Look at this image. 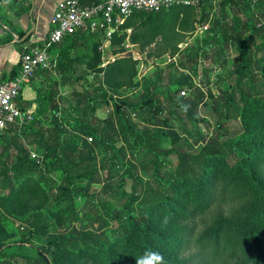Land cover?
<instances>
[{
  "label": "trees",
  "instance_id": "1",
  "mask_svg": "<svg viewBox=\"0 0 264 264\" xmlns=\"http://www.w3.org/2000/svg\"><path fill=\"white\" fill-rule=\"evenodd\" d=\"M211 1L222 9L221 17L213 22L211 39L215 45L210 39L201 46L185 49L188 53L180 61L182 66L187 67L190 61L197 63L202 55L212 58L210 51L215 54L227 49L228 41L220 44L224 31L221 26L233 29V21H237L243 30H252L242 42L244 52L235 59L236 74L228 87L218 95L207 87L216 111L213 121L199 113L206 97L200 87L196 88L195 95L180 98L176 97L180 88L176 94L168 90L173 82L159 85L166 93L165 99L156 91L141 101L119 95L121 87L133 84L135 62L122 57L101 67L98 37L104 39L102 31L83 29L65 39L68 45L58 54L59 60L55 63L53 58L56 71L74 76L77 65L81 64V56L76 53L81 41L93 43L95 40L92 56L83 59L87 60L88 68L104 72L103 82L111 89L99 81L91 85L92 90L74 91L72 99H66L74 113L72 123L59 117L61 103L42 93L43 83L33 87L36 98L20 99L22 108L36 106L37 113L29 124L13 125L0 135V144L4 143L0 162L12 146L18 149L12 175L0 167V234L6 230L5 223L11 213L9 204L18 200V196L26 198L27 191L38 194L40 190L35 188L48 187L46 193L55 200L50 203L52 214L68 213L71 218L86 219L87 226L73 221L70 228L51 233L49 215L33 210L26 217L27 231L34 237L45 236V244L38 255L17 253L5 259L3 255L0 264H75L78 261L80 264H136L148 252L162 254L165 264H264V27L260 24L256 28L257 23L253 22L255 18L257 22L264 18V0H207L199 6L176 5L159 12L138 11L112 34L110 48L115 53L130 52L126 45L133 42L145 49L160 34L167 46L176 44L174 53L181 51L177 45L182 39L171 40L166 34L170 20L178 19L181 13L188 15L189 10L204 9ZM240 4L250 17L241 16ZM31 7L24 0L16 16L28 13ZM187 18L183 17L185 24ZM174 35L181 37L182 34ZM20 68L21 62L11 78ZM44 72L50 74L47 69ZM82 79L85 81L86 77ZM191 79L187 74L178 84L186 85ZM156 87L154 83L153 88ZM110 91L115 117L101 119L96 116L95 95L109 103ZM49 93L53 96L52 90ZM44 109L53 113L49 126L22 137L21 131L33 122L44 124L42 114L47 115ZM143 109L152 114L155 123L143 126L131 121L130 113L137 115ZM196 120L204 122L210 133L199 131L198 138H194L186 124ZM235 123L239 132H230V126ZM88 137L92 141H87ZM164 137L171 139V147H162ZM25 139L42 150L41 160L31 158L30 144ZM116 142H122V146L117 148ZM98 146L104 152L100 160ZM113 157L119 160L113 168L122 172L115 177L110 173L105 176L103 171L106 172L107 164L112 165ZM42 158L46 159L45 163ZM78 180H87V185L78 186ZM110 181L116 185L109 194L120 205L114 209L106 207L110 199L104 197L98 201L102 191L90 190L93 184ZM76 196L85 198L81 208L76 207Z\"/></svg>",
  "mask_w": 264,
  "mask_h": 264
},
{
  "label": "rangeland",
  "instance_id": "2",
  "mask_svg": "<svg viewBox=\"0 0 264 264\" xmlns=\"http://www.w3.org/2000/svg\"><path fill=\"white\" fill-rule=\"evenodd\" d=\"M22 2L23 0H0V37L3 38L4 36H6L7 38H9L5 40V42L7 43H9L12 38L22 35L20 30H18V28L16 27L17 24L15 22L17 17L15 13L22 5ZM258 4L261 5L260 2ZM54 7L49 0L44 2L41 13L39 14V18L37 20H32V27H34L33 32L29 36H27L22 43L29 42L30 40H34L36 43H40L41 41H43V38L47 33V29L50 27V17L52 15ZM214 7H216L217 9H213ZM242 8L244 9V5L240 4L241 16L244 14L245 16H247L246 10L244 9L242 11ZM189 11L190 13L186 16L181 13L178 19H171L168 27L165 30L167 36H170L168 38H170L171 40L179 38L182 39L181 43L177 45L178 49H180L181 51H176L174 53L173 49L176 44H170L167 46V44L161 40L147 53H143L136 48H130L127 43L126 46L130 50V52L115 53L114 49L108 48L106 50V53L102 54L100 65L101 67H106L109 62H112L117 58H131L135 62L134 66L136 71V74H134L133 77V84L131 86L124 85L118 90V93L122 97L128 96L135 100L141 101L142 97L148 95L152 91H156L161 99H165L166 93L164 89L160 87L171 84L172 82L174 84L171 85L168 90L170 92L175 91L174 93L176 94L177 90L180 88V93L176 94L177 98L193 96L196 93V88L200 87L205 93L206 97L202 105H200L199 113L201 117H205L213 121L215 119L216 111L207 87L211 89V92L214 95H218L221 89H226L228 87L230 81L234 79L236 74L237 67L235 64V59L237 57H240L244 52L242 42L244 38L251 33L252 30H243L241 27V23L233 21V18L229 17V20H232L234 22L233 25H235V27L233 29H224L221 26L222 30L224 31L220 35V44L224 45L225 41H228L229 45L227 49L223 53L215 54H213L212 51L209 52L208 50V52L211 53L212 58H207L205 55H202L198 57L200 59V62L199 59L197 63H194V61H190L187 67H185L180 64V61L185 59V56L188 53L187 51H185V49H191V47L196 48L197 46H201L206 42L208 43L213 34V22L216 18L221 17L222 13L220 5L218 3L215 4L214 1L209 2L204 9H193ZM32 12L33 6L29 9V14L32 15ZM183 17H188V22L186 24L184 23ZM11 19L14 21V23L9 24L8 22H11ZM200 19H202L203 22H200ZM257 19L258 18L253 19V22L257 23L256 28L260 27L261 25H263L264 27V18H262V20L259 22H257ZM195 21L197 22L196 24ZM4 23L8 24L9 26H5ZM188 23L189 27L187 26ZM206 26L208 28H205ZM184 27H186L185 32L182 31ZM178 32L179 34H182L181 37L174 35ZM27 33L28 32H26L25 35H27ZM237 34H241V37L237 36ZM258 40H260V38H258ZM94 42L95 40L93 41V43ZM98 42L100 46V44L103 42L101 37H98ZM210 42L214 43L212 39L210 40ZM93 43L92 41H90L88 45L77 49L76 53L81 56V64L77 65V72L74 76L69 77V74L67 72L60 73L58 70L56 71L55 66H53V70L48 68L40 69L30 82L32 88H35L40 83H43V85L41 86L42 93H45L47 95L49 94L48 96L53 100L56 99L60 101L61 110L60 114L58 115L59 117H62V119H66V123L74 122V113L69 107V104L67 105L66 102V99H72L74 91H83L84 89L92 90L91 85L97 84L99 81L106 89H111L108 86L107 82H103L104 72H96L95 70L87 67L86 61L93 54ZM67 45V42L64 41L57 47L52 48V54L56 59L54 60L55 63L59 60V58H57L58 54ZM213 45H215V43ZM83 57H85L87 60L83 59ZM45 69H47L50 74L45 75ZM187 74L192 78L191 81L186 85H179L178 80ZM82 77H86V80L84 81ZM54 82H57V85L54 86ZM154 83H156V88L158 89L153 88ZM50 90H52L53 96L50 95ZM182 91H185L186 93L182 94ZM112 94L113 92L110 91L108 96L109 103L104 102V100L98 98L95 95L97 117L101 119L108 118L110 115L115 117L114 113L112 112L114 108V98L111 97ZM64 101L65 103L63 104ZM120 107L122 108L123 105H121ZM44 111H46L47 113V115L42 114V120L44 124L42 125L38 123V121L37 123L36 121L33 122L28 128L21 131L20 134L22 137H24L26 134L31 133L32 131H36V129L40 127L47 128L49 126L53 113L50 112L49 109H44ZM130 117L131 121L139 122L143 126L144 124L152 125L153 123H155L152 122V114L146 112L145 109L137 113V115L134 112H131ZM186 126L191 131V133L194 134V138H198V136L200 135L199 131L202 132V134L210 133V130L207 129L206 124L200 120H196L194 121V123L188 122ZM230 132H239L237 123L230 126ZM105 134L108 138L109 134L107 132H105ZM194 138H190L191 141L194 142ZM87 141H92V138L88 137ZM110 141L112 142V140ZM25 142H28L30 144L27 139H25ZM161 145L165 148L171 147L172 141L170 138L164 137L161 139ZM3 146L4 143L1 141L0 150L3 149ZM36 146L37 145L35 143H31L30 145H28L29 151H31L32 159H36L33 158V153L38 155L39 159V156L42 153V150H37ZM120 146H122V142H116V147L118 148ZM15 148L16 146H12L10 150L6 151L3 154V158L0 162V167L6 168L10 175H12L13 173V164L17 159L16 155L18 153V149ZM97 155L99 160L104 155L103 148H101L100 146L97 147ZM113 158L114 162L112 163V165L110 163L107 164L106 172L103 171V174H106L105 176H107V173H110L115 177L117 173L122 172V170L117 172L113 168V164L118 163L119 161L116 157ZM42 159L43 163H45L46 159ZM170 160L174 161V157H170ZM38 177L39 176L36 175L37 180ZM77 185L85 187L87 185V180H85L84 182L78 180ZM115 185V182L113 183L111 181L107 182L106 184H93L90 186V190L102 191V197H99L98 201H102L104 197L106 199H110L111 201L107 204L106 207H108L109 209H114L115 207H120L118 201H116V199L112 197V194H109V190L111 188L115 190ZM35 189H37L38 191L40 190V192H38V194H31L27 191L25 194L26 198L18 196V200L12 201L9 204L11 213L8 214L9 218L5 223L6 230L2 231L0 234V258L3 255V259L9 258L11 254L17 253L23 255H38L41 246L46 242V237H34L27 231L28 229L26 228V217L30 215L33 210L40 211L43 214L49 215L51 233L61 232L66 230L67 228H70V226L73 224V221L80 222L81 225L87 226L86 219L82 220L80 219V217L71 218L68 213L62 215L61 212H55V214H52V212H50L52 211V209L50 210V203L53 204L55 200H53L51 196L49 197L48 193H46V191H48V187L44 189ZM126 189L127 191H130V185H127ZM84 202L85 198L79 196L75 197V204L77 208H81ZM65 205L66 204H63V206ZM75 264L80 263L78 261V263Z\"/></svg>",
  "mask_w": 264,
  "mask_h": 264
},
{
  "label": "built area",
  "instance_id": "3",
  "mask_svg": "<svg viewBox=\"0 0 264 264\" xmlns=\"http://www.w3.org/2000/svg\"><path fill=\"white\" fill-rule=\"evenodd\" d=\"M207 0H96L84 4L81 0L60 1L50 19V28L42 43L26 45L21 56V68L11 79L0 81V135L13 125L29 124L37 113L36 106L22 108L23 90L43 68L52 69V48L60 45L69 36L81 30L102 31V54L110 48V39L119 25L135 12H159L176 5L199 6ZM205 28H208L207 26ZM182 91V94H185ZM38 159V155L32 154ZM40 161V160H39Z\"/></svg>",
  "mask_w": 264,
  "mask_h": 264
},
{
  "label": "crops",
  "instance_id": "4",
  "mask_svg": "<svg viewBox=\"0 0 264 264\" xmlns=\"http://www.w3.org/2000/svg\"><path fill=\"white\" fill-rule=\"evenodd\" d=\"M27 1L30 2L33 6L32 15H30L28 12L27 14L16 17V20H15L17 24L16 27L18 28V30H20L22 35L12 38L9 43L5 42V40L9 38H7L6 36H4L3 38L0 37V81L11 79V77L16 74L18 67L20 65V62H21V56H22L24 47L26 45L36 43L34 40H30L29 42L22 43L24 41L22 37L26 34V32H28L32 28V20L33 19L37 20L39 18V14L41 13V9L43 8L44 2L47 0H27ZM49 1L53 4V7L55 6L52 11V14H53L57 4L62 0H49ZM81 1L84 4H88V2L89 3L91 2V0H81ZM213 9L216 10L217 8L214 7ZM35 14H36V17H35ZM8 23L12 24L14 23V21L12 20L11 22H8ZM4 25L9 26L8 24H5V23ZM131 31H132V28H129L128 33H131ZM161 37L162 36L158 34L154 38V40L151 42V44H149L145 49H141L140 43L128 42V45L130 46V48H133V49L136 48L139 51H142L143 53H147L152 47L158 44V42L161 40ZM89 43H90L89 41L87 42L81 41L80 44H81V47H83V46L88 45ZM22 96H23V100H28V101L36 98V94L31 84L23 90Z\"/></svg>",
  "mask_w": 264,
  "mask_h": 264
},
{
  "label": "clouds",
  "instance_id": "5",
  "mask_svg": "<svg viewBox=\"0 0 264 264\" xmlns=\"http://www.w3.org/2000/svg\"><path fill=\"white\" fill-rule=\"evenodd\" d=\"M136 264H165V261L159 252H148L145 257L138 259Z\"/></svg>",
  "mask_w": 264,
  "mask_h": 264
},
{
  "label": "water",
  "instance_id": "6",
  "mask_svg": "<svg viewBox=\"0 0 264 264\" xmlns=\"http://www.w3.org/2000/svg\"><path fill=\"white\" fill-rule=\"evenodd\" d=\"M34 30V27H32L29 31H28V33H27V35H25L24 37H23V40H25V38L32 32Z\"/></svg>",
  "mask_w": 264,
  "mask_h": 264
}]
</instances>
